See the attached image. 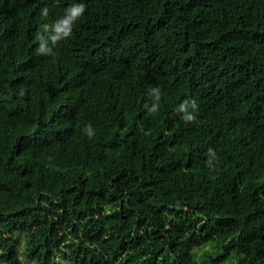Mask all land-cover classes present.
<instances>
[{"label":"trees","instance_id":"trees-1","mask_svg":"<svg viewBox=\"0 0 264 264\" xmlns=\"http://www.w3.org/2000/svg\"><path fill=\"white\" fill-rule=\"evenodd\" d=\"M0 264H264V0H0Z\"/></svg>","mask_w":264,"mask_h":264},{"label":"clouds","instance_id":"clouds-1","mask_svg":"<svg viewBox=\"0 0 264 264\" xmlns=\"http://www.w3.org/2000/svg\"><path fill=\"white\" fill-rule=\"evenodd\" d=\"M85 4L83 3H78L72 5L69 9L66 11V15L59 19L57 23L54 26V31L56 35L52 36V41L55 43L56 41L62 39V38H67L72 34V25L75 20H77L85 11ZM44 14L47 15V9L44 10ZM47 28V26H45ZM40 52L43 51L42 47H40ZM154 92L157 93L156 98L159 99V90L158 89H153ZM187 104L188 102L185 101L183 104L180 105L179 110L183 112H187ZM192 107H196L195 101H192ZM150 111L155 112L156 111V105H153L152 109ZM184 119L187 121H191L194 119V116L191 114H187L184 116ZM89 135H91V130L90 127L88 129Z\"/></svg>","mask_w":264,"mask_h":264}]
</instances>
